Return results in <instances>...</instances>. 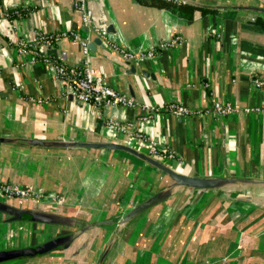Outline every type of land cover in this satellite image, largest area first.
<instances>
[{"label":"crops","instance_id":"0c3cea01","mask_svg":"<svg viewBox=\"0 0 264 264\" xmlns=\"http://www.w3.org/2000/svg\"><path fill=\"white\" fill-rule=\"evenodd\" d=\"M176 2L197 8L189 17L139 0L88 1L94 22L111 24L108 37L135 54L124 57L101 42L92 65L115 89L160 107L141 119L139 107L99 110L78 101L52 64H31L16 51V40L38 33L83 35L72 0H0V135L42 141H0V183L42 194L8 199L0 190V199L62 218L7 221L0 212V249L74 234L66 248L1 264H264V87L251 82L264 73V10L257 9L264 0ZM176 35V44L159 47ZM45 50L69 63L82 59L68 37ZM214 101L237 110L217 112ZM172 102L195 112L177 116L167 108ZM109 118L131 125L116 130ZM149 139L172 152L165 163L173 169L217 184H177L124 150L54 143L110 140L148 154ZM159 191L166 193L160 201L128 217Z\"/></svg>","mask_w":264,"mask_h":264},{"label":"built area","instance_id":"2783aa9c","mask_svg":"<svg viewBox=\"0 0 264 264\" xmlns=\"http://www.w3.org/2000/svg\"><path fill=\"white\" fill-rule=\"evenodd\" d=\"M89 0H72L73 5L78 8L80 12V23L84 28L83 35L76 31L62 29L57 32H43L38 33L34 39H18L15 42V49L21 55H27V61L34 64L38 62L50 63L53 66V76L55 79L62 81L69 92L78 101L82 103H89L96 106L99 110L109 105H124L130 107H139L142 110L141 119L148 117L153 111L159 110V106L141 104L134 97L127 92H121L112 87L104 74L98 71L93 65L91 60V49L89 42L98 36L102 42L113 49L119 50L124 57H134L135 54L120 47L117 43L108 37V31L105 26L98 25L94 22L92 9L88 5ZM178 1V0H174ZM19 12L18 10H15ZM7 14V13H6ZM68 37L80 44L82 51V59L76 63H69L63 58L53 56L46 52V46L54 42ZM181 40L180 35H176L170 39L160 41L159 47L172 46ZM152 51L149 50L150 54ZM251 82L254 86L264 87V73L255 74L251 77ZM22 87V85H19ZM30 100L40 101L43 97H29ZM167 108L177 116H187L195 112L192 108L178 104L169 103ZM213 108L217 112L230 113L237 110L235 105L230 103H220L214 101ZM108 124L116 130H127L131 125L129 122H120L113 118L108 119ZM138 136L141 133L136 132ZM151 156L165 163L166 158H170L171 151L161 149L155 140L149 139V152ZM0 190L6 198H41L42 194L39 191L30 189L29 187L22 186L14 182L0 183ZM56 195L51 194L50 198H55Z\"/></svg>","mask_w":264,"mask_h":264},{"label":"water","instance_id":"95a60500","mask_svg":"<svg viewBox=\"0 0 264 264\" xmlns=\"http://www.w3.org/2000/svg\"><path fill=\"white\" fill-rule=\"evenodd\" d=\"M260 10H264L263 8H257ZM107 30H112V25L109 24L106 27ZM102 40L100 37L95 36L90 42L89 46L91 50H94L96 47V44L101 43ZM127 63H129L128 60H126ZM130 70L134 71V65L130 64ZM146 74H151L150 72L147 73L146 71H143ZM0 141L1 142H7V141H26L29 143H42L40 139L36 138H28V137H20V136H2L0 135ZM56 144H62V145H76V146H92V147H108V148H114V149H120L127 151L141 159H143L148 164L164 171L167 173L177 184L190 186V187H198V188H206V187H213L217 184V181L212 178L208 177H200V176H193L184 174L182 172H179L163 161H160L156 159L155 157L151 156L150 154H147L145 152H141L137 149H135L132 146L122 144L116 141H82V140H70V141H55ZM166 193L164 192H157L147 198L146 200L138 203L135 207H133L129 213L128 217H132L145 208L149 207L150 205L160 201L163 196H165ZM9 199V198H8ZM0 212L6 215L5 219L7 221H17V220H29V221H41V222H47V223H57L62 218L60 215L44 210H39L34 207H22L18 205L12 204L10 201H5L0 199ZM74 237L73 233H66V234H60L56 235L54 237H51L45 241H42L36 245L33 246H23V247H16V248H5L0 249V262L6 261L9 259H13L16 257H24V256H32V255H38L42 254L48 251H52L56 248L63 247L66 248L70 245Z\"/></svg>","mask_w":264,"mask_h":264},{"label":"trees","instance_id":"16d2710c","mask_svg":"<svg viewBox=\"0 0 264 264\" xmlns=\"http://www.w3.org/2000/svg\"><path fill=\"white\" fill-rule=\"evenodd\" d=\"M141 2H147L159 7L172 8L175 11L182 13L183 15L191 17L192 11L197 7L191 4L176 2L174 0H139ZM201 11H206L207 8L199 7Z\"/></svg>","mask_w":264,"mask_h":264},{"label":"rangeland","instance_id":"374dc122","mask_svg":"<svg viewBox=\"0 0 264 264\" xmlns=\"http://www.w3.org/2000/svg\"><path fill=\"white\" fill-rule=\"evenodd\" d=\"M24 257H26V256H24ZM18 257H16V258H13V259H17ZM13 259H9V260H6V261H12ZM6 261H2V262H0V264L1 263H5Z\"/></svg>","mask_w":264,"mask_h":264}]
</instances>
